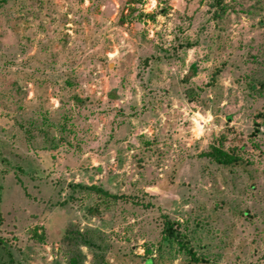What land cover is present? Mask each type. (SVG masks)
<instances>
[{
  "label": "rangeland",
  "instance_id": "rangeland-1",
  "mask_svg": "<svg viewBox=\"0 0 264 264\" xmlns=\"http://www.w3.org/2000/svg\"><path fill=\"white\" fill-rule=\"evenodd\" d=\"M262 81L264 0H0V264H264Z\"/></svg>",
  "mask_w": 264,
  "mask_h": 264
},
{
  "label": "trees",
  "instance_id": "trees-1",
  "mask_svg": "<svg viewBox=\"0 0 264 264\" xmlns=\"http://www.w3.org/2000/svg\"><path fill=\"white\" fill-rule=\"evenodd\" d=\"M194 67V66H193ZM262 87H264V81H262L261 82V84H260ZM220 153H221V150H216L215 152H213V153H209V154H207V155H209V156H211V155H214V156H216V160H218L219 162H222V163H226V162H228L229 160H227L225 157H222L221 155H220ZM233 160L232 161H236V157H233L232 158ZM89 188L91 189H94L95 191H97V192H100V193H102V194H106V195H111V194H109V192H107L106 190H104L103 188H101V187H94V186H89ZM111 196H114V195H111ZM170 234H173L174 233V228H173V224L171 223V222H168L167 224H166V228H165ZM190 253H191V257L195 260V261H197V258L194 256V254H193V252H191L190 251Z\"/></svg>",
  "mask_w": 264,
  "mask_h": 264
}]
</instances>
